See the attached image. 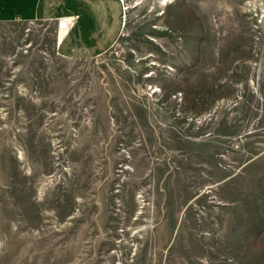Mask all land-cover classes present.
<instances>
[{
    "label": "rangeland",
    "instance_id": "obj_1",
    "mask_svg": "<svg viewBox=\"0 0 264 264\" xmlns=\"http://www.w3.org/2000/svg\"><path fill=\"white\" fill-rule=\"evenodd\" d=\"M114 45L0 23V264H264V0H122Z\"/></svg>",
    "mask_w": 264,
    "mask_h": 264
},
{
    "label": "crops",
    "instance_id": "obj_2",
    "mask_svg": "<svg viewBox=\"0 0 264 264\" xmlns=\"http://www.w3.org/2000/svg\"><path fill=\"white\" fill-rule=\"evenodd\" d=\"M73 17L72 29L58 35L57 20ZM43 22L52 27L56 53L69 59H91L107 52L124 24L122 0H0V23Z\"/></svg>",
    "mask_w": 264,
    "mask_h": 264
},
{
    "label": "built area",
    "instance_id": "obj_3",
    "mask_svg": "<svg viewBox=\"0 0 264 264\" xmlns=\"http://www.w3.org/2000/svg\"><path fill=\"white\" fill-rule=\"evenodd\" d=\"M74 18L73 17H62L57 20L56 24V31L59 35H65L67 34L74 25Z\"/></svg>",
    "mask_w": 264,
    "mask_h": 264
}]
</instances>
